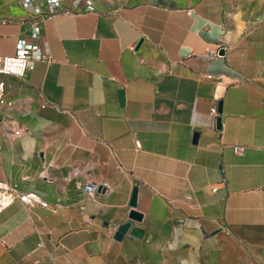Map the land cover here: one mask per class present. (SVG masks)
<instances>
[{
	"label": "crops",
	"instance_id": "0c3cea01",
	"mask_svg": "<svg viewBox=\"0 0 264 264\" xmlns=\"http://www.w3.org/2000/svg\"><path fill=\"white\" fill-rule=\"evenodd\" d=\"M161 3L89 0L36 24L0 0V56L25 41L52 59L0 77V180L43 202L0 216V264H264V12L249 28L227 0ZM87 180L109 193L87 199ZM127 222L142 237L116 241Z\"/></svg>",
	"mask_w": 264,
	"mask_h": 264
},
{
	"label": "built area",
	"instance_id": "2783aa9c",
	"mask_svg": "<svg viewBox=\"0 0 264 264\" xmlns=\"http://www.w3.org/2000/svg\"><path fill=\"white\" fill-rule=\"evenodd\" d=\"M23 7L28 11L30 15L35 17V23H41L48 17H52L59 14L72 15L81 11L83 6H86L85 12L89 13L93 11V8L89 5V0H75L71 6H64L60 4V0H21ZM219 56V52L214 55ZM34 62H45L51 63L52 59L49 55L46 56H38L34 52V50L29 49V46L25 41H20L18 47V53L15 56L7 57L0 56V77H12L16 79H24ZM7 98L6 93V85L3 81L0 80V108L1 104H3L4 100ZM45 106H50L54 109H58V107L52 103L45 101ZM212 117L216 123L217 118L220 117L217 109L214 108L211 111ZM217 128V123H216ZM218 130V129H217ZM221 130V129H220ZM218 130V131H220ZM30 132L25 127H16L12 136L13 137H21L22 135H29ZM136 148L137 150L141 149L140 141L136 140ZM233 151L237 155H243L245 152V148L243 146H232ZM1 149V146H0ZM89 190V200H95L100 193H109V187H101L99 184L92 180H87L82 183V186ZM21 201L27 205H41L43 202L36 194H23L17 188H13V186H8V181L0 180V216L8 210L12 205L16 202ZM128 223V222H127ZM125 224V223H124ZM123 225V224H122ZM121 225H119L114 239L118 241L115 237L118 233V230ZM229 232V231H227ZM129 239H137L130 236V232L121 240L123 241L126 238ZM120 242V241H119Z\"/></svg>",
	"mask_w": 264,
	"mask_h": 264
},
{
	"label": "rangeland",
	"instance_id": "374dc122",
	"mask_svg": "<svg viewBox=\"0 0 264 264\" xmlns=\"http://www.w3.org/2000/svg\"><path fill=\"white\" fill-rule=\"evenodd\" d=\"M170 2L171 0H163L166 4ZM241 12L245 13L244 17L251 20L248 27H254L255 23L260 21H255V17L264 12V0H227V17L230 24L239 18Z\"/></svg>",
	"mask_w": 264,
	"mask_h": 264
},
{
	"label": "water",
	"instance_id": "95a60500",
	"mask_svg": "<svg viewBox=\"0 0 264 264\" xmlns=\"http://www.w3.org/2000/svg\"><path fill=\"white\" fill-rule=\"evenodd\" d=\"M225 56V49H221L219 51V57H224ZM118 97H119V101H120V104L122 106H124V103H125V99H124V95L122 92H119L118 93ZM218 113H219V116L217 118V129L220 130L222 128V119H221V116H222V107L219 105L218 106ZM195 141L197 140V135H195L194 137ZM137 198H138V190L137 188H135L133 190V194H132V200H131V207L133 208H136L137 206ZM130 232V236L133 237V238H137V239H140L143 235V232L142 230L138 229V228H134L132 229V223L131 222H128V223H125L123 225L120 226L119 230H118V233L116 234V239L118 241H121L128 233Z\"/></svg>",
	"mask_w": 264,
	"mask_h": 264
},
{
	"label": "bare ground",
	"instance_id": "6f19581e",
	"mask_svg": "<svg viewBox=\"0 0 264 264\" xmlns=\"http://www.w3.org/2000/svg\"><path fill=\"white\" fill-rule=\"evenodd\" d=\"M8 186H13V188H17L15 185H12L10 182H8ZM82 191L85 196L89 197V190L86 189L85 187H82Z\"/></svg>",
	"mask_w": 264,
	"mask_h": 264
},
{
	"label": "trees",
	"instance_id": "16d2710c",
	"mask_svg": "<svg viewBox=\"0 0 264 264\" xmlns=\"http://www.w3.org/2000/svg\"><path fill=\"white\" fill-rule=\"evenodd\" d=\"M163 1V0H162ZM162 5H164L163 3H161Z\"/></svg>",
	"mask_w": 264,
	"mask_h": 264
}]
</instances>
